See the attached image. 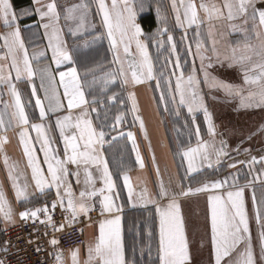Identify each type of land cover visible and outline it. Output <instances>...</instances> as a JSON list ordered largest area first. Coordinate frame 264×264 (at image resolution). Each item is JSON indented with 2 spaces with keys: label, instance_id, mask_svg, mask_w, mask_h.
<instances>
[{
  "label": "snow or ice",
  "instance_id": "obj_1",
  "mask_svg": "<svg viewBox=\"0 0 264 264\" xmlns=\"http://www.w3.org/2000/svg\"><path fill=\"white\" fill-rule=\"evenodd\" d=\"M92 2L97 5V12L102 14V26L106 29L109 49L113 52L111 63L117 66L114 70H106L103 65H96L93 68L82 62V59L83 61L87 59V50L100 41L103 34L96 35L93 40H86L83 45H75L71 49L64 39L62 19L68 24V32L74 38L83 36L89 28L95 29V24L89 21V2L81 0L79 3L65 7L58 4V0H34L37 5L35 9L25 8L17 11L13 8L11 0H0V29H3L0 31V48L4 50L3 55H0L2 61L0 103L3 104L0 110V131L6 133L10 129H19L17 133L19 143L27 158V166L30 168L31 181L36 192L43 194L46 189L53 188L56 191L57 199L50 206L52 210L59 205L70 212L72 221H76L80 216L87 217L91 221L89 213L97 210L96 200H99V213L102 219L98 221V233L86 246L84 264H130L126 260L122 235L123 206L116 202L119 193L116 191L109 161L104 154V145L108 142L105 139L106 132L94 126L93 113L96 114L95 118L99 119L100 112L97 105H104V101L98 99V94L105 95L109 102L117 100L115 93L107 95L112 85L135 87L152 80H157V88L160 84L154 74L148 44L142 39L144 32L137 22L138 14L146 11L148 7L145 0H111L110 5L106 0H92ZM171 8L175 13L176 25L185 30V35L181 38L182 43L187 39V30L195 28V52L191 43H188L186 54L199 58V72L202 73L201 80L193 62L191 73L185 77L177 43L174 37L168 34L167 42L171 54L175 56L173 67L180 70L176 75L174 94L171 97L176 105V115L179 116L180 109L186 107L191 123L195 126V135L199 138L200 128L196 124V113L202 112L208 134L215 137L216 128L212 113L201 92L202 82L210 90L222 91L228 97L238 98L240 108H264V0H199V3L196 0H179V3L177 0H172ZM156 14L158 21L166 24L167 16L162 13L160 6L156 7ZM36 16L39 17L38 27L44 29L52 64L57 70L66 66V70L55 73L50 65L38 70L39 88L44 92L43 99L38 95L34 83L37 70L33 68L32 61L45 56V52L33 53L30 56L22 35L26 29L32 27L26 21L35 19ZM202 29H206L203 35ZM163 33H168L167 27L158 29V34ZM231 35H238L239 39L234 43H223L226 36ZM205 39L210 41V44H206ZM133 45L135 54L132 52ZM160 46H163V42H160ZM225 63L229 68H239L242 73V84L227 83L212 74L210 70L215 65L223 66ZM78 64L84 69L83 73L79 70ZM172 74L175 75V72ZM56 75L59 76V86L63 88L62 94L56 84ZM164 75L165 73L161 71L160 77L163 78ZM24 79L31 85V96L35 98L33 107L38 109L39 122H33L30 118L26 108L32 104V101H23L17 87V82ZM168 84L170 87V80ZM5 88L11 97L10 103L2 99ZM128 99L132 102V111L138 112L135 93L129 92ZM160 99L164 100L163 94ZM165 110L167 111V108ZM134 119L139 121L140 129L147 139L144 121L139 115ZM123 122V114L116 115L113 130L116 125ZM53 128L58 130L59 139L63 144L62 149L54 147L56 141L51 135ZM30 131L36 133L35 137L30 135ZM119 135L124 136L125 133L120 132ZM126 136L132 143L136 162L140 169H143L145 164L135 134L128 131ZM8 142L6 134L0 135V153L4 152V145ZM36 145H39V152L43 154L42 163L46 165V169L42 167ZM220 145L216 148L214 143L198 140L196 147L184 149L180 153L187 161L186 175L183 179H188L191 174L198 172L205 162L211 168L213 154L216 156V163H219L220 158L228 154L226 142L221 140ZM61 151L63 158L60 155ZM3 163L15 199L17 202L27 201L31 195L28 191L30 187L28 177L17 164L10 163L6 153L3 155ZM153 163H155L154 155ZM256 163L264 164V156L259 160L253 156L248 165L251 168ZM70 166H74V170ZM229 167L234 168L236 164H231ZM94 171L98 176L94 175ZM156 171L159 175L158 167ZM81 173H83L84 188L77 196L69 178L75 177L76 183L80 184ZM261 175H264V172L243 186L237 185L235 177L231 182L227 177L205 181L195 188L190 185L185 186L182 179L177 184L179 191H170L161 179L158 191L154 195L146 186L140 192H135L127 171L123 173V182L129 202L133 206L136 202L144 206L155 205L159 218L158 264H192L190 242L186 234L185 216L182 214L180 199L200 193H208L207 206L210 214L214 264H264V211H262L264 194L259 201L255 191L252 195L254 218L260 228L258 255L253 245L244 197L245 188L250 187L255 180H259ZM97 180L102 185L99 188L96 187ZM218 190L224 191L220 193ZM134 196L137 198L136 202H133ZM39 213L45 214L47 222L55 231L63 230V224L59 227L53 224L47 204L35 209H26L20 212L19 216L22 220L35 219ZM0 219L8 224L14 223L13 208L2 184H0ZM59 243L60 241L55 238L50 241L54 248ZM0 251L7 253L8 248L0 247ZM37 251L40 249L38 248ZM55 260L56 264H64L62 250L57 249ZM70 260L71 264H81L79 248L70 251ZM0 264H4V261L0 260Z\"/></svg>",
  "mask_w": 264,
  "mask_h": 264
},
{
  "label": "crops",
  "instance_id": "obj_2",
  "mask_svg": "<svg viewBox=\"0 0 264 264\" xmlns=\"http://www.w3.org/2000/svg\"><path fill=\"white\" fill-rule=\"evenodd\" d=\"M196 2L199 3V0H196ZM11 3L13 4V8L17 11L25 8L35 9L37 6L34 3V0H26V3L20 5L16 3V0H11ZM164 3L169 13L167 16L168 18L170 17L171 21L173 22V29L168 28V33H164L161 35V37L165 36V38H167V35L171 34L174 37V41L179 46L184 47L183 51H179V53H181L183 56V62L181 65L184 70L185 77L191 73L192 64L195 62L198 70L197 74L202 80V73L199 72V58L187 55L185 49L186 45L191 43V45H194L193 52H195V28L193 27L187 30V39L182 43L181 38L185 35V30L176 25L175 13L171 8L172 0H165ZM177 3H179V0H177ZM58 4L65 7L71 6L70 4H66L64 0H58ZM160 4H162V1ZM153 5L151 8L154 11L157 19L156 7L159 6V4L155 3V5ZM38 22V16H36L35 19H28L26 23L32 25V27L30 29H26L22 35L25 39V44L28 48L30 56L33 53H38L41 51L45 52V56L32 61L33 68L37 70V75L34 77V83L37 86L38 95L43 99L44 92L39 88L40 79L38 70L50 65L52 71L55 73L59 70H66V66H62L61 69L57 70L55 65L52 64L51 51L47 48L48 41L44 36V29L38 27ZM71 23L72 22H69V24ZM157 24L158 25L155 30L160 27V21H158V19ZM61 25L64 28V39L67 41L69 49L73 48L75 45H82L84 42L82 39L84 36L86 37V35L74 38L68 32V24H65L63 19L61 20ZM0 31H3V29H0ZM205 31L206 29H202V35ZM225 31H227V29H225ZM237 39H239L238 35L226 36L223 43H234ZM205 42L206 44H210V41L206 39ZM167 44L169 45V43ZM3 52L4 50L0 48V55H3ZM166 53V61H169L168 57L171 55V49H169V51ZM150 56L153 62L154 74L159 80L161 87H156L157 80L148 81L145 84L137 85L135 87H125L126 93H129V90H131L137 94L138 92L136 89H139L140 86H144V88L148 90L144 91L145 94H148V97H136L138 112L132 111V102L128 99V94L127 98H117L116 101L111 102L107 101L105 95L98 94V99L103 100L104 105H97L100 112L99 119H96V114L93 113L94 126H98V130L102 128L106 132L105 139L108 142L104 145V154L109 161V167L113 173V179L116 183V191L119 193V199L116 202L123 206L121 213L122 235L126 260H128L130 264H136L137 250L140 251V254L144 252L143 256H146L145 252L149 250V247L151 248L149 260L151 261L153 259L152 250L154 245H156V248L158 249L159 218L155 211V205L148 204L147 206H144L141 203L136 202L137 198L135 196L133 197V202H136L135 206L129 202L127 189L123 182V173L125 171L128 172V175L130 176V182L134 188V191L137 193L146 186L149 192L154 195L158 191V185L161 179L163 180L164 184L169 187L170 191H179L177 184L185 177L187 169V161L182 158L180 153H182V151L188 147H196L198 140L214 143L216 148L221 146L220 141L223 140L227 144L226 151L228 154L226 156H222L219 163H216V156L213 154L211 156L212 167L209 168L206 162L203 163L200 166V170L198 172L191 174L188 179H183V184L185 186L190 185L195 188L200 186V184L205 181L224 179L226 177L230 178L229 176H232L238 171L242 172V174L244 172V181H246V183L242 184L246 185L249 181H253L257 175H260L262 172H264V164L262 163H256L255 165L251 166V168L248 165V162L253 156L257 157L258 160L261 156H264V130H262L264 129V108H240V101L238 98L228 97L222 91L210 90L207 85L203 84L202 82L200 85L201 92L204 95L205 103L209 111L212 113L213 124L216 128V135L215 137H212L208 134L207 124L203 119V114L202 112H199L196 113V124L199 125L200 128V137L198 138L195 135V126L191 123V119L187 113L186 107H182L180 109V115L177 116L176 105L171 99L172 95L174 94L176 75L179 74L180 70L169 65V62H166L165 65L162 64L164 63L162 62L160 63V66H158L159 63H156L157 60L155 62L153 60V54ZM161 58L163 59V57ZM0 63H2V61H0ZM78 68L82 72L79 64ZM161 71L165 73L163 78L160 77ZM210 71L214 76L224 80L227 83L242 84V73L238 67L229 68L227 63H225L223 66L217 64ZM173 72H175V75L172 74ZM12 75L14 77L15 73L13 72ZM169 80L171 81L170 87L168 84ZM56 84L59 92L62 94L63 88L59 86L58 75H56ZM163 85L165 87H163ZM17 87L22 94L23 101H32V104L26 108L30 118L33 122H39L38 109L33 107L35 98L31 96V85L26 81V79H24L21 82H17ZM155 91H159V97L154 96ZM161 94L164 96L163 101L160 99ZM2 99L3 101H7L9 103L11 102V97L7 94L6 88L3 90ZM89 99L91 100V97H89ZM176 99L178 101V95ZM2 108L3 104L0 103V110H2ZM165 108H167V111ZM119 114H123L124 122L120 125H116L115 130H113L112 126L115 123V116ZM136 115H139L144 121L145 130L147 131V139H145L144 133L140 129L139 121L134 119ZM238 128L240 129V137L233 135V133L236 132ZM18 131L19 129H10L6 133L0 131V135L6 134L9 141L4 145V152L0 153V184H2L7 199L13 208L14 220V223L8 224L0 219V247L5 246V239L1 229L9 225L17 224L20 220V212L25 211L26 209L43 207L45 204L50 207L51 203L57 199L54 188L50 190L46 189L45 193L43 194L36 192L34 183L31 181L30 168L27 166V158L24 156L22 145L19 143V138L17 135ZM128 131H131L135 134L136 143L139 146V151L145 164L143 169H140L139 164L136 162L135 152L132 150V143L127 139L126 136ZM120 132L125 133V135L120 136ZM30 135L35 137L36 133L34 131H30ZM51 135L56 141L54 147L62 149L63 144L59 139L58 130L53 128ZM112 137H116V139L113 140ZM238 139H240V141H237ZM236 146L241 148L236 149ZM36 148L37 155L42 163L43 154L39 152V145H36ZM5 153L10 158V163L17 164L18 168L22 170L28 177V182L30 185L28 191L31 195L27 201L17 202L15 199L11 182L8 179L7 170L3 163V155ZM60 155L61 158H63L62 151ZM153 155L155 157V163H153ZM241 161L244 163H240ZM231 164H236V167H229ZM42 167L46 169V165H43V163ZM157 167L159 168V175H157ZM70 168H73L74 170V166H70ZM94 175L98 176V173H95L94 171ZM192 177H195V179ZM263 178L264 175H261L259 180H255L251 187H248L250 188L251 195H253V191L264 187L262 182ZM69 179L72 183L74 192L78 196L79 192L84 188L82 183L83 173H81L80 184L76 183L75 177H70ZM21 184H23V180H21ZM101 186L102 185L100 181L97 180L96 187L99 188ZM223 191L224 190H218L220 193ZM207 195L208 193H200L189 197H182L180 199V203L183 205H191V212L193 213L194 218L199 219L202 217V211L200 210L199 206L200 200L207 198ZM96 206L97 209H99L98 199L96 200ZM62 210L66 216L65 222L62 223L64 225V229L71 224L72 218L70 212L65 211L64 209ZM100 219H102V217L99 215V217L91 219V221H89L84 226L86 239L83 245L74 247L70 250H63L59 245H57L54 249V255L51 264H56L55 253L57 249L62 250L64 253V264H71L70 251L76 248L80 249V262L81 264H84V261L86 260V246L98 233V221ZM54 225L59 227L61 224ZM154 226L156 227L157 234L156 242L153 239ZM50 229L52 232H59L55 231L52 225H50ZM149 233H151V236H149ZM189 233V235H191L194 232L191 231Z\"/></svg>",
  "mask_w": 264,
  "mask_h": 264
},
{
  "label": "rangeland",
  "instance_id": "obj_3",
  "mask_svg": "<svg viewBox=\"0 0 264 264\" xmlns=\"http://www.w3.org/2000/svg\"><path fill=\"white\" fill-rule=\"evenodd\" d=\"M66 4H74V3H79L81 2V0H64ZM162 1V4H160ZM85 2H89L90 3V16H89V21L91 24H95V29L89 28L87 32L84 33V35H86V37L84 36V38L82 40H84V42L87 41H91L93 40V38L96 35H102V39L98 42H96L90 49H88L89 51H96L95 53L97 54V59H96V63H99L101 60V63L103 61H105V64L103 65L104 68L106 70H114L117 66L112 64V58H113V52L110 51L109 49V41L106 38V29L103 28L102 26V14H99L97 12V5L92 2V0H85ZM107 3H109L111 0H106ZM146 5H148V7L146 8V11L139 13L137 16V22L140 24L139 22V18L142 14L149 12L150 10H152V5L155 3L159 4V6L161 7V11L163 14H165L166 16L169 14L168 13V9L165 6V0H145ZM153 5V6H154ZM142 27V26H141ZM163 27H167V28H172L173 29V22L171 21V18L167 16V22L166 24L163 21H160V27H158V29H161ZM158 29L155 30L154 32L151 33H145L143 28V32H144V36L142 37V39H145L147 44H148V51L149 54L152 55L154 57V62L156 61V63L158 64V66H160V63L162 64H166V59H167V51H169L170 46L167 44V38L161 37V34H158ZM164 34V33H163ZM162 34V35H163ZM83 42V43H84ZM160 42H163V46H160ZM82 43V45H83ZM104 48V53L106 52L107 57H104L102 55H100V51L102 48ZM177 48H178V52L179 51H183L184 47L179 46L177 44ZM186 49V48H185ZM192 50L194 51V45H192ZM99 51V52H97ZM165 51V52H164ZM132 52L133 54V48H132ZM164 52V53H163ZM163 53V55H162ZM162 55V56H161ZM180 57H181V63L183 62V56L181 53H179ZM163 57V59L161 58ZM157 58V59H156ZM169 65H171L173 67L174 63H175V56L174 55H169ZM153 86V85H152ZM161 87V86H160ZM163 87H165L163 85ZM154 88V86H153ZM140 89V90H139ZM139 89L137 88V94H135V97H148V94H145V88L144 86H140ZM156 90V89H155ZM126 89L125 87H120L118 85H112L110 86V90L107 94H113L115 93L117 95V98H127V94H129L128 92H125ZM130 92H132L131 90H129ZM148 91V90H146ZM143 95H142V94ZM150 93V92H149ZM154 96H158L159 97V91H155L154 92ZM150 96V95H149ZM149 108V107H148ZM233 135L239 136L240 135V129L238 128L236 132L233 133ZM240 137V136H239ZM237 141H240V139H238ZM240 146V145H239ZM236 146V149H239L241 147ZM229 181L231 182L232 178L235 177L236 178V182L238 186H243L242 183H246V181H244L245 179V175L244 172L242 174V172L238 171L236 173H234L232 176H229ZM264 178L262 179L263 182V186H264ZM261 182V183H262ZM251 187V186H250ZM257 199H260L261 195L264 194V187L261 189H258ZM244 197H245V203H246V208L249 214V219H250V229L252 232V236H253V245H254V249L255 252L259 253V239H258V234L260 231L259 226L257 225L256 221H255V211H254V206H253V202H252V195L250 193V188L246 187L245 191H244ZM259 201V200H257ZM200 210L202 211V217H200L199 219L194 218L193 213L191 212L192 207L189 204H181V209H182V214L185 216V227H186V234L188 236V239L190 238V252H191V256H192V264H214V254L212 251V247H211V228H210V214L208 211V206H207V198L205 199H201L200 200ZM259 206V205H257ZM262 211H264V208H262ZM194 232L191 235H189V232ZM193 239V240H192Z\"/></svg>",
  "mask_w": 264,
  "mask_h": 264
},
{
  "label": "built area",
  "instance_id": "obj_4",
  "mask_svg": "<svg viewBox=\"0 0 264 264\" xmlns=\"http://www.w3.org/2000/svg\"><path fill=\"white\" fill-rule=\"evenodd\" d=\"M49 214L54 224L59 225L66 220L65 213L59 205L55 210L49 207ZM89 215L91 219L99 217V209ZM88 222L87 217L80 216L62 231L52 232L44 213H39L35 219L20 218L17 224L1 229L8 252L0 251V260H3L4 264H51L55 248L50 241L53 238L59 240L58 245L63 250L81 246L85 243L84 226ZM38 248L40 251H37Z\"/></svg>",
  "mask_w": 264,
  "mask_h": 264
},
{
  "label": "trees",
  "instance_id": "obj_5",
  "mask_svg": "<svg viewBox=\"0 0 264 264\" xmlns=\"http://www.w3.org/2000/svg\"><path fill=\"white\" fill-rule=\"evenodd\" d=\"M16 3L18 5L24 4V3H26V0H16ZM139 22H140V25L142 26L145 33L153 32L157 28V25H158L156 15H155L153 10H150L149 12L142 14L139 18ZM95 52L96 51L87 50V59H86V61H83V59H82V62H86L89 67H93V68H95L96 65H104L105 61H103L101 63L102 60L99 63H96L98 53H95ZM97 52H99V51H97ZM100 52H101L100 55H102L105 59V57H107V55H106V52L104 53V48H102ZM81 69H82V73H83L84 69L82 67H81ZM98 74H99V71H98ZM118 180H119V178H118ZM256 192H258V190L255 191V195L257 196ZM153 229H154L153 239L156 242V240H157L156 227L154 226ZM157 250L158 249L156 248V245H154L153 250H152V252H153L152 258L153 259L151 261L149 260V250H147L145 252L146 256H143L144 252H142L140 254V251L137 250V252H136V254H137L136 264H158Z\"/></svg>",
  "mask_w": 264,
  "mask_h": 264
},
{
  "label": "flooded vegetation",
  "instance_id": "obj_6",
  "mask_svg": "<svg viewBox=\"0 0 264 264\" xmlns=\"http://www.w3.org/2000/svg\"><path fill=\"white\" fill-rule=\"evenodd\" d=\"M132 48H133V51H134V53H135V52H136V50H135V46L133 45V47H132Z\"/></svg>",
  "mask_w": 264,
  "mask_h": 264
}]
</instances>
